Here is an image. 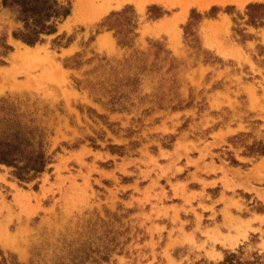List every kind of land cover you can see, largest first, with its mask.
<instances>
[{
    "label": "rangeland",
    "instance_id": "obj_1",
    "mask_svg": "<svg viewBox=\"0 0 264 264\" xmlns=\"http://www.w3.org/2000/svg\"><path fill=\"white\" fill-rule=\"evenodd\" d=\"M57 1L29 46L0 0V132L49 158L0 164V261L264 260V0Z\"/></svg>",
    "mask_w": 264,
    "mask_h": 264
},
{
    "label": "trees",
    "instance_id": "obj_2",
    "mask_svg": "<svg viewBox=\"0 0 264 264\" xmlns=\"http://www.w3.org/2000/svg\"><path fill=\"white\" fill-rule=\"evenodd\" d=\"M2 6L15 14L22 28L13 33V37L33 46L41 40V36L55 32L57 22L69 15L70 9L57 0H2ZM264 9V4L256 5ZM251 8V7H250ZM0 132V164L13 167L14 175L28 181L42 172L49 158L41 148L29 141H24L18 132L3 135ZM0 264H6L2 256ZM216 264H264L263 257L254 254L244 258L241 253H226Z\"/></svg>",
    "mask_w": 264,
    "mask_h": 264
},
{
    "label": "crops",
    "instance_id": "obj_3",
    "mask_svg": "<svg viewBox=\"0 0 264 264\" xmlns=\"http://www.w3.org/2000/svg\"><path fill=\"white\" fill-rule=\"evenodd\" d=\"M258 217H261L260 215H258ZM243 222H245L246 220H242Z\"/></svg>",
    "mask_w": 264,
    "mask_h": 264
},
{
    "label": "bare ground",
    "instance_id": "obj_4",
    "mask_svg": "<svg viewBox=\"0 0 264 264\" xmlns=\"http://www.w3.org/2000/svg\"><path fill=\"white\" fill-rule=\"evenodd\" d=\"M23 54V53H22ZM27 54H29V53H27Z\"/></svg>",
    "mask_w": 264,
    "mask_h": 264
}]
</instances>
